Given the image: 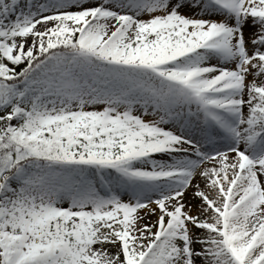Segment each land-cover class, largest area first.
<instances>
[{"label":"snow or ice","instance_id":"1","mask_svg":"<svg viewBox=\"0 0 264 264\" xmlns=\"http://www.w3.org/2000/svg\"><path fill=\"white\" fill-rule=\"evenodd\" d=\"M0 264H264V0H0Z\"/></svg>","mask_w":264,"mask_h":264}]
</instances>
